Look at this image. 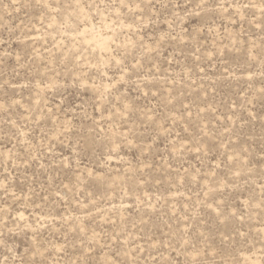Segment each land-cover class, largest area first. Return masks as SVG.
<instances>
[{"label": "rangeland", "instance_id": "rangeland-1", "mask_svg": "<svg viewBox=\"0 0 264 264\" xmlns=\"http://www.w3.org/2000/svg\"><path fill=\"white\" fill-rule=\"evenodd\" d=\"M0 264H264V0H0Z\"/></svg>", "mask_w": 264, "mask_h": 264}]
</instances>
